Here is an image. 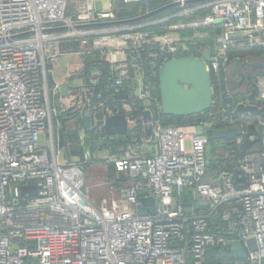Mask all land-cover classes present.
I'll list each match as a JSON object with an SVG mask.
<instances>
[{
  "label": "built area",
  "instance_id": "built-area-1",
  "mask_svg": "<svg viewBox=\"0 0 264 264\" xmlns=\"http://www.w3.org/2000/svg\"><path fill=\"white\" fill-rule=\"evenodd\" d=\"M96 1L69 7V0H0V264H264V112L233 115L238 107L264 109V74L254 84L246 75L249 90L234 96L224 75L232 61L264 56V0H162L155 7L152 0H106L107 10ZM118 5L139 9L120 17ZM169 5L175 7L159 22L122 23ZM185 29L206 34L184 40ZM66 43L92 54L78 74L82 85L68 84L63 97L50 63ZM209 47L213 100L206 119L164 124L161 64L200 59ZM101 67L104 76L92 81ZM81 114L90 117V130ZM113 115L125 117V136H106L105 119ZM67 120L75 122L77 143L72 160L59 161ZM249 126L258 130L259 149L242 154ZM217 127L240 135L212 140ZM102 150L115 177L97 207L84 190L85 165ZM209 168L219 170L215 187L199 184ZM25 186L36 194L23 198ZM196 195L208 205L199 206ZM148 198L154 214L140 217L136 208ZM229 242L242 244L243 258L219 255L231 252Z\"/></svg>",
  "mask_w": 264,
  "mask_h": 264
},
{
  "label": "water",
  "instance_id": "water-1",
  "mask_svg": "<svg viewBox=\"0 0 264 264\" xmlns=\"http://www.w3.org/2000/svg\"><path fill=\"white\" fill-rule=\"evenodd\" d=\"M175 5H169L164 8L157 9L143 17L129 20L122 23H133L138 21H143L149 19L157 14L164 12L167 9L173 8ZM212 48L209 47L206 50L200 52V59L192 56L172 58L171 60L162 63L158 73V89L160 97V110L165 117H175V118H187L192 116L201 115L210 110L213 100V89L211 83V76L207 69L205 59H208ZM179 52V50H177ZM149 61H153L150 58ZM241 62L239 60L234 61V73L240 77V80L236 84L227 89L228 94L236 95V92L243 87L246 82V75H249L248 70H242L239 67ZM247 68H251L250 71L263 73L264 74V60L261 58L257 60L250 61ZM105 74V69L100 68V78ZM254 85L251 87L250 100L254 99L255 89ZM99 90L95 88L93 91V96L95 99L98 98ZM126 95L117 96V98H126ZM230 111H232V99L229 101ZM72 111V110H71ZM259 112H264V109L257 110L255 107L244 108L238 107L233 112L234 114H244L251 113L256 114ZM82 127L84 130H90V117L81 114L80 116ZM144 119L148 120V113L144 114ZM104 132L106 136H125L128 132L127 122L123 115H113L105 119ZM147 135L150 134V130L146 131ZM240 131L238 128H227L215 130L211 133V138L213 140H223L231 141L234 140ZM258 130L255 126H249L246 134V140L242 146V154H248L252 149L258 144ZM249 137H255V140L250 141ZM115 152H120L121 149H114ZM238 175V172H235ZM243 180L237 179L236 184L242 186ZM22 197L34 196L36 194L35 187L25 186L21 188ZM195 200L199 206H207L208 203L200 201L198 196H195ZM149 207L148 212H145L142 207ZM137 215L145 216L147 214H154L155 205L152 198L141 199L140 205L137 206ZM226 247L231 249L230 253H226L224 249H219L218 253L222 258L230 259L234 256L238 258H243L244 248L239 242H229Z\"/></svg>",
  "mask_w": 264,
  "mask_h": 264
},
{
  "label": "rangeland",
  "instance_id": "rangeland-1",
  "mask_svg": "<svg viewBox=\"0 0 264 264\" xmlns=\"http://www.w3.org/2000/svg\"><path fill=\"white\" fill-rule=\"evenodd\" d=\"M73 0H69V7L70 4ZM159 4L155 5L152 2H150V7H155L158 6ZM96 7L98 10H107L108 9V1L106 0H97L96 1ZM138 6H130V7H123L121 5H118V12L120 17H125L127 14L133 15L138 10ZM169 13L163 12L160 14H157L153 17L150 18V22H159L162 19H164ZM184 23L185 21H181ZM174 23L168 24V26H171ZM162 28V27H161ZM160 28V29H161ZM205 32H193L192 30H184L180 33V36L182 39H202ZM203 51V50H201ZM61 52L62 55L58 58H54L51 60L50 63V68L52 71V77L60 83V93L64 97L67 92V86L70 84L71 86H81L83 83V78L79 77L78 74L84 70L86 61L89 56H91L92 52L90 51H85L79 48H75L72 43H66L61 46ZM94 55V54H93ZM95 59L97 58L96 56ZM91 58V57H90ZM261 58L264 60V56L261 57H255V56H250L246 60V64L241 62L239 64L240 69L242 70H248L250 74L248 75L250 79V83L254 84V80L256 77L259 75H263V73H258V72H252L250 71L251 68H247V64L250 61L257 60ZM94 72V73H93ZM92 72V76L90 79L92 81H98L100 79V75L94 70ZM225 75V88L226 91L227 89L233 87L236 84V81L234 79L235 73H234V61H232L225 69L224 72ZM248 82H245L243 87H241L237 92V94H246L247 91L249 90V84ZM65 104L68 103V100L64 101ZM65 128L66 130L62 132V147H59L60 153H59V161H63L66 159L67 161L72 160V153L71 150L73 149V145L77 143V139L75 136H69V134L72 135L77 129L75 122L73 120H67L65 123ZM147 130H150L149 127H147ZM78 134H83L82 132H78ZM58 138V135H57ZM89 140V136H87ZM89 141H87L88 143ZM185 147L187 150L190 149V142L187 140L185 142ZM144 148L147 150L151 149V144L148 141V143H144ZM86 149L93 153L94 151L89 149V147H86ZM259 145L257 144L252 151H258ZM77 155V154H75ZM81 155V154H79ZM78 159L81 160L82 156H78ZM108 157V154L105 151H99L98 157L96 156H90L89 161L86 163L85 168H86V183H85V193L87 196L90 198V200L95 203V205L98 207L99 202L102 200H108V189H107V183L110 180L114 179V175H110L108 167L105 165V159ZM116 157L113 155L112 159H115ZM218 175H219V170L218 169H213L209 168L203 177L200 179L199 184H207L211 185L213 187L217 186L218 184ZM123 181V178H121ZM105 197V198H104Z\"/></svg>",
  "mask_w": 264,
  "mask_h": 264
},
{
  "label": "trees",
  "instance_id": "trees-1",
  "mask_svg": "<svg viewBox=\"0 0 264 264\" xmlns=\"http://www.w3.org/2000/svg\"><path fill=\"white\" fill-rule=\"evenodd\" d=\"M152 3L155 4V5H157V4L161 5L162 4V0H152ZM262 54H263L262 52H258V53H254L252 55L260 57V56H263ZM214 93H215L214 98L217 99L218 98V96H217V93H218L217 87L214 88ZM206 117H207V113H205L204 115H197V116H192V117H187V118L165 117V116L162 115L161 118H162L164 124H166V125L184 126V125L195 124V123L199 122L202 119H206ZM217 129H219V127H217ZM69 136H73V135L70 134ZM87 144L89 145V142ZM108 169H109L108 173L110 175H114L115 176V173H114L112 167H108Z\"/></svg>",
  "mask_w": 264,
  "mask_h": 264
},
{
  "label": "crops",
  "instance_id": "crops-1",
  "mask_svg": "<svg viewBox=\"0 0 264 264\" xmlns=\"http://www.w3.org/2000/svg\"><path fill=\"white\" fill-rule=\"evenodd\" d=\"M105 198V197H104ZM106 198H108V197H106Z\"/></svg>",
  "mask_w": 264,
  "mask_h": 264
}]
</instances>
